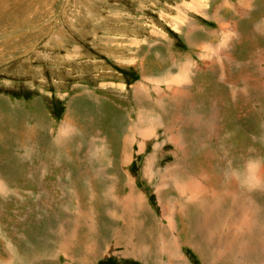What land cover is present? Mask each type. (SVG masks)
<instances>
[{
    "label": "rangeland",
    "instance_id": "1",
    "mask_svg": "<svg viewBox=\"0 0 264 264\" xmlns=\"http://www.w3.org/2000/svg\"><path fill=\"white\" fill-rule=\"evenodd\" d=\"M166 38L203 69L172 63L157 45ZM105 95L139 109L131 122ZM3 135L58 162L0 145V264L264 263V0H0ZM131 181L145 210L138 200L140 213L127 210L128 230L118 201ZM176 182L199 183L203 197ZM172 205L171 248L184 259L156 251ZM246 214L257 228L233 236ZM244 244L256 248L249 257Z\"/></svg>",
    "mask_w": 264,
    "mask_h": 264
},
{
    "label": "bare ground",
    "instance_id": "2",
    "mask_svg": "<svg viewBox=\"0 0 264 264\" xmlns=\"http://www.w3.org/2000/svg\"><path fill=\"white\" fill-rule=\"evenodd\" d=\"M62 132H63V130H62ZM65 133V132H64ZM147 134V133H146ZM146 134H141L140 135V137H146L145 135ZM148 136H149V134H148ZM150 137V136H149ZM143 143V142H142ZM141 144V143H140ZM143 145V144H142ZM149 173L150 172H152V171H148ZM170 177V176H169ZM256 177H257V173L255 174V176H254V179H256ZM172 181V180H171ZM182 182V181H181ZM192 182V181H191ZM194 182V181H193ZM200 182V181H199ZM169 183V182H168ZM2 184V183H1ZM199 183H188L187 185L185 184V183H183V184H180L179 182H176V186H177V189H179L180 190V192H181V194H188V195H190V197H191V199L194 201V200H197V199H199V200H201V198L203 197V194H204V191H205V187L203 188V186L202 185H198ZM195 193H197V194H195ZM199 194V195H198ZM247 197V196H246ZM242 198V197H241ZM137 200L139 201V205L140 206H143L144 205V200L141 198H139L138 196H136L135 194H131L129 197H127V199H126V204L129 206V210H130V208H132V210L133 211H136L137 212V214L138 213H140V209L138 210V209H134V207H135V205H136V203L134 204V202H137ZM235 201V202H234ZM234 201H233V203H234V205H235V203H236V205H238V203L240 202L239 201V197L238 196H234ZM200 203V202H199ZM199 203H198V205H199ZM123 205H124V203H122ZM197 204V203H196ZM218 204V203H217ZM240 204H241V202H240ZM245 205V204H244ZM197 206V205H196ZM204 206V205H203ZM206 206V205H205ZM204 206V207H205ZM256 206V205H255ZM136 207H138V204H137V206ZM216 207H218V206H216ZM214 208V207H212L211 209H209L208 210V212L209 213H207V215H208V218H206V220L204 221L205 223L204 224H206V223H208V222H212V219H213V217H215L216 218V212H217V208ZM206 208H207V206H206ZM219 208V207H218ZM143 210H145L144 209V206H143V208H142ZM198 208H196V210H197ZM203 209V208H202ZM203 211V210H202ZM206 212V211H205ZM133 214V213H132ZM210 214V215H209ZM247 214L245 215V216H242V217H233V220H232V223H233V225H232V227H231V230H232V232H233V236H238V235H240V233L242 232V234L243 235H246V236H248V235H250L252 232H251V230H253L252 228H255V226H256V218L254 219V218H252V215L250 214V215H248L247 217ZM129 217H130V219H129ZM253 217H254V215H253ZM184 218H185V216H184ZM215 218H214V221H215ZM125 222L128 220L129 221V223H130V225L128 226V229L129 230H132L133 229V227H134V224L136 223V221H137V219L135 218V215L133 214V215H125ZM166 220H167V222H166ZM216 221L217 222H219L217 219H216ZM122 222V221H121ZM141 222V221H140ZM234 222H236V223H234ZM127 223V222H126ZM125 223V224H126ZM128 223V224H129ZM164 223L165 224H161V227H164L165 228V232H166V240L165 239H157L156 241H157V247H156V251L159 253V252H161V255H165V256H169V258L171 257V259L172 258H175V257H178L179 259H184V257L183 256H181L180 255V253H179V251H178V247H176V249L173 251L172 250V248H171V246L173 245V244H176L177 243V241L179 242L180 241V239H179V237L177 236L178 234H177V226H176V224H174V223H172L171 222V220H169V219H166V218H164ZM220 223V222H219ZM207 225V224H206ZM259 225V224H258ZM166 226V227H165ZM168 226L170 227V229L171 230H173L172 231V234L173 235H169V233H170V230L168 229ZM228 226V225H227ZM203 227V226H202ZM151 228V227H150ZM183 228H184V226H183ZM256 228H257V226H256ZM140 229V228H139ZM260 229V228H259ZM190 230V229H189ZM180 231V230H179ZM188 231V230H187ZM186 231V232H187ZM191 231V230H190ZM189 231V232H190ZM231 232V231H230ZM181 233V232H180ZM191 233V232H190ZM189 233V234H190ZM182 234V233H181ZM183 234H184V231H183ZM186 234V233H185ZM225 234V233H224ZM132 235H133V231H132ZM214 235V234H213ZM216 235V234H215ZM150 236V235H149ZM194 237V236H193ZM135 238V237H134ZM134 238H133V236L130 238V240L131 241H135L134 240ZM190 238V237H189ZM192 240V239H191ZM195 240V239H194ZM191 242H193V241H191ZM195 242V241H194ZM203 242V241H202ZM201 242V243H202ZM196 243H198V242H196ZM134 244H135V242H134ZM136 244H137V242H136ZM194 244V243H193ZM200 244V243H199ZM232 244V243H231ZM184 245V244H183ZM196 246H197V244H195ZM194 245V246H195ZM128 246H130V245H128ZM127 246V247H128ZM143 246V245H142ZM131 247H132V245H131ZM130 247V248H131ZM135 247H136V245H135ZM152 247V246H151ZM184 247V246H183ZM229 247V246H228ZM232 247V246H231ZM129 248V247H128ZM127 248V249H128ZM130 248H129V250H130ZM137 248V250H135V251H138L139 250V247L137 246L136 247ZM153 248L155 249V247L153 246ZM195 248V247H194ZM234 247H232L231 248V250L233 249ZM239 248V247H238ZM142 249H144L143 247H142ZM126 250V249H125ZM131 250H134V249H131ZM130 250V251H131ZM153 250V249H152ZM196 250V249H195ZM198 250V249H197ZM227 250H230V249H228L227 248ZM254 250H256V248H254V247H249L247 244H244L242 247H241V249H239V254H240V257H243V256H246V255H248V257H249V255L254 251ZM128 251V250H127ZM142 251H144V250H142ZM146 251V250H145ZM132 252V251H131ZM134 252V251H133ZM147 252V251H146ZM222 252V251H221ZM231 252V251H230ZM128 254H130V252H128ZM128 254H125V255H128ZM132 254V253H131ZM232 254H233V252H232ZM139 255V254H138ZM264 255V254H263ZM144 256V255H143ZM138 257V256H137ZM141 258V257H140ZM139 258V259H140ZM147 258V257H146ZM152 258V257H151ZM177 258V259H178ZM142 259V258H141ZM176 259V258H175ZM148 260V259H147ZM152 260V259H151ZM186 260V259H185ZM242 260V259H241ZM157 262H158V259L156 260ZM166 261V260H165ZM152 262V261H151ZM150 262V263H151ZM176 263V262H175ZM240 263V262H239ZM160 264V263H159ZM242 264V263H241ZM245 264V263H244ZM260 264H264V263H260Z\"/></svg>",
    "mask_w": 264,
    "mask_h": 264
},
{
    "label": "crops",
    "instance_id": "3",
    "mask_svg": "<svg viewBox=\"0 0 264 264\" xmlns=\"http://www.w3.org/2000/svg\"><path fill=\"white\" fill-rule=\"evenodd\" d=\"M232 13H234L235 14V12H233L232 11ZM217 16L219 17V13H217ZM140 39V38H139ZM144 39L145 38H142V39H140L141 40V43H142V45H144V46H147L148 48L147 49H150V44H149V42H147L146 43V41H144ZM147 39V38H146ZM167 40H157L158 42H157V45L158 46H160V44H161V48L163 49L164 47H165V51L167 52V53H169V55H170V57H171V61H172V63H174L176 66H181V65H183V66H188V64L189 63H194V62H190L191 60H192V58H193V56H195V57H198V56H196L197 54L195 53V52H193V50L192 51H190V50H188L189 52H187V51H184V50H180V49H177L176 47H175V45H174V41L172 40V39H170V38H166ZM140 40H139V42H140ZM138 41V40H137ZM155 40H153V42H154ZM169 65H170V67H171V64L169 63ZM198 66V68L200 69V70H202L203 69V65H199V64H197ZM205 72L207 71V70H204ZM177 81H180V78L178 77V79H177ZM90 91V90H89ZM88 91V92H89ZM93 93H95V91H93V92H91V94H93ZM90 94V93H89ZM136 103V102H135ZM17 132H15V134H16ZM17 135V134H16ZM14 136V135H13ZM3 137H4V139H3V141H4V144H5V146H6V149L7 150H10V155H11V153H15L16 155L15 156H13V157H15V158H18V159H21L22 161L23 160H25V159H28V160H33L34 161V163L36 162V165L37 164H39V166H43L44 164H45V162H46V160H48V159H50V160H53V165H55V166H57V162H58V160H54L55 158H54V156L53 155H46V154H44L43 153V151L44 150H40V149H38L37 147H38V145H35L34 144V146L31 148V146H29L28 148H24L25 150H22V148H13L12 149V144L9 142V141H7V136L5 137L4 135H3ZM0 139H2V138H0ZM131 142H132V140L130 139V138H128V141L126 140V143L128 144V148H130V144H131ZM50 145H52V147H53V144H50ZM57 146V145H56ZM123 151V150H122ZM36 153H39V156H38V158L37 159H34V157H35V154ZM19 154V155H18ZM12 156V155H11ZM47 166H49L48 164H46ZM150 168H154V164H153V160H152V158H149L148 160H147V162H146V166H145V172H146V174L147 175H149V172H148V169H150ZM135 187V188H134ZM134 189H136V183L135 182H133V181H131V183H130V187H129V190H130V192H131V194H135L133 191H134ZM136 195V194H135ZM199 195V194H198ZM136 196H138V195H136ZM129 197V196H128ZM139 197V196H138ZM140 198V197H139ZM141 198H142V196H141ZM140 198V199H141ZM126 199H127V197H123V198H120V200L118 201V204H119V206L121 207V208H123V211H126L125 213H124V217H125V215H131V212L130 211H127V210H129V206L126 204ZM144 202V201H143ZM122 203H124V205L122 204ZM177 211H180V210H177V209H174L173 208V205H172V208H171V211L170 212H165V214H164V218H166V219H169V220H171V222L172 223H174V224H176V219H175V217L177 216ZM164 218H163V220H164ZM172 218H174V220H172ZM168 223V222H167ZM162 224H165V223H162ZM135 225V224H134ZM166 227V226H165ZM168 229L170 230V233H169V235L171 236V235H173L172 234V231L173 230H171L170 229V227L168 226ZM129 230V229H128ZM160 230H161V232L159 231V233H158V236H156L155 237V239L157 240V239H165L166 240V230H165V228L164 227H161L160 226ZM154 232H156V231H154L153 230V236H151V238L153 239L154 238ZM129 248L131 247V246H128ZM128 247H126V249L128 248ZM129 248H128V251H127V253L126 254H128V252H130V254L131 253H136V257L138 256V254H137V251H135V250H137V248L136 247H131L130 248V250L131 249H133L134 248V250H129ZM134 251V252H133ZM159 254H161V252H159ZM129 255V254H128ZM138 258H140L139 256H138Z\"/></svg>",
    "mask_w": 264,
    "mask_h": 264
}]
</instances>
